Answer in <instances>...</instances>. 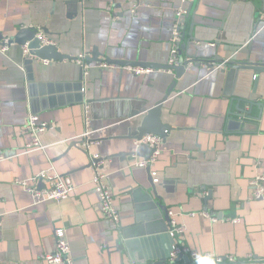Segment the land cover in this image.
I'll use <instances>...</instances> for the list:
<instances>
[{
    "label": "crops",
    "instance_id": "crops-1",
    "mask_svg": "<svg viewBox=\"0 0 264 264\" xmlns=\"http://www.w3.org/2000/svg\"><path fill=\"white\" fill-rule=\"evenodd\" d=\"M177 7L187 9L173 65L185 67L180 76L167 68ZM27 26L46 29L71 58L90 56L95 47L99 61H85L84 73L71 58L46 64L28 56V71L22 47L8 44ZM0 35V45H7L0 51V149L7 154L0 160V264H50L43 255L60 237L69 244L72 264H170L174 242L231 257L230 264H264V201L252 198L249 186L264 175V72L223 66L246 59L264 64V0H83L75 13L61 0H0ZM108 58L141 65L102 67ZM81 68L78 102L71 85ZM31 72L35 98L28 90ZM169 87L160 110L168 129L149 180L146 168L130 166L133 136L138 119ZM251 96L262 106H252L246 117L236 107L249 109L239 99ZM29 112L49 125L40 135L43 149L25 148ZM86 130L99 139L91 152L103 158L109 174L117 228L100 213L89 156L79 146ZM137 151L136 158H147ZM49 169L67 175L74 189L60 202L33 203L26 187ZM158 205L167 208L169 223ZM172 222L185 226L181 235L171 231ZM122 232L152 233L153 239L130 255ZM176 263L194 262L182 256Z\"/></svg>",
    "mask_w": 264,
    "mask_h": 264
},
{
    "label": "built area",
    "instance_id": "built-area-1",
    "mask_svg": "<svg viewBox=\"0 0 264 264\" xmlns=\"http://www.w3.org/2000/svg\"><path fill=\"white\" fill-rule=\"evenodd\" d=\"M191 2L192 0H186ZM187 9L185 7H177L174 11L173 22L170 28V58L168 61L169 65H176L178 62V43L181 41V28L185 22ZM38 32L36 37L40 41V46L54 45L55 41L47 34L43 33L40 26H36ZM23 54L28 57L31 56L30 49L28 48V42L22 46ZM7 45H0V51L6 52ZM87 57L86 52H81L77 56L72 57V61L82 66L85 70V58ZM44 63H49L50 60H41ZM102 67L108 65L107 62H101ZM188 62L186 66L188 67ZM133 73H143L150 71L149 69L142 68H130ZM86 122L88 118L86 117ZM49 128L47 123L39 121V117L32 112H29L25 117L23 132L27 136V142L25 143L26 150L30 151L33 149H43V145L40 140V135L43 131ZM79 146L88 153L90 161V170L92 174L91 182L94 186L95 192L97 193L99 200L100 213L104 219H106L112 228L120 226V213L114 204V196L112 192V186L110 183L109 174L104 170L103 158L98 156L96 153L91 152V147L99 143V139L91 137V131L86 130L82 136L78 139ZM162 144V138L156 134H144L139 139L133 140V148L131 149L132 158L134 162H131L130 166L137 168H147L153 165L157 157L160 154V147ZM141 145H148L153 148V152L147 158L141 157L136 158V151ZM7 157L5 151L0 149V160ZM45 182V186H38V182ZM264 175H256L253 179H250L249 186L251 189V197L264 201ZM27 190L30 192L33 198V203H40L44 201L60 202L67 199L74 189L71 179L67 175H62L54 169L44 171L41 175L37 176V179L33 185H28ZM203 196L208 195V191L202 192ZM202 216L208 217L211 221H217L216 215H211L207 211L201 212ZM237 220V219H235ZM2 226L0 218V227ZM171 231L175 234H182L185 230V226L175 225L171 223ZM182 256H187L194 263H212V264H230L235 263L231 257L216 256L210 253H200L194 249H191L183 244L174 242L168 253V262L174 264ZM43 259L50 264H72L71 250L68 242L65 238L60 237L56 240L55 248L52 253L43 255Z\"/></svg>",
    "mask_w": 264,
    "mask_h": 264
},
{
    "label": "water",
    "instance_id": "water-1",
    "mask_svg": "<svg viewBox=\"0 0 264 264\" xmlns=\"http://www.w3.org/2000/svg\"><path fill=\"white\" fill-rule=\"evenodd\" d=\"M52 1H60V0H52ZM64 2V4L67 7L68 12H73L75 13L78 5L80 4V1L83 0H61ZM192 5L193 3L190 4L189 6V12L192 9ZM41 30L46 34L47 30L41 27ZM38 32V29L35 26H27V27H21L19 28L16 33H14V35H12L10 37V39L8 40V44L11 43H16L20 46H22L23 44L28 42V48L30 49V54L32 57H36L39 60H53V61H60L63 59H70L71 57H69L68 55H65L63 53H61L60 51H58L57 47L55 45H45V46H40V41L39 39L36 37V34ZM1 37V35H0ZM98 51L97 49L94 47L91 55L87 56L85 58V61H91V60H96L99 61L98 56ZM106 62L108 64H120V65H141L140 63H129L126 61H113V59H105ZM180 60H183V58H180ZM26 63L25 68L29 71L30 66L33 62L31 57H28L27 59H25L24 61ZM105 62V61H104ZM29 65V66H28ZM209 65V63H208ZM144 67H158L159 65H155V64H151V63H144L143 65ZM223 66H226L230 69H249V70H253L255 75H259L261 72H264V64H260V63H253V62H249V60H242V61H226L224 63ZM161 66H159L160 68ZM167 68H172L175 69L177 71V76H180L181 74H183L185 72V67L180 64L178 66H173L167 65ZM28 80H29V84H28V90L30 91V96H34V98L36 97V87L37 84L34 82V76L32 74V72L29 74L28 76ZM83 69H80V74L77 78V81L75 83H73L71 85V88L76 91V93L74 94V100L75 101H82V94L79 93L82 92L83 90ZM255 86H256V81L254 82L253 85V90H255ZM171 88L169 87V89L166 92V95H164L163 99H161L160 101H158L157 103H155V105L153 107H151L150 109H148L145 113V115H143L142 117H140L138 119V125H137V135L133 136L134 139H139L142 135L144 134H156L162 138H165L166 136V130L168 129L167 125L162 123L160 120V110H161V103L166 100V98L168 97V94L170 92ZM34 102V100H33ZM239 102H243V103H247L249 104V109H245L244 107H240L237 104V110H239L241 113H244L246 117H250L249 114L251 112V108L252 106L256 105V106H262L261 102H256L254 99V96H251L249 99H239ZM153 152V148L149 147L148 145H141L137 151L138 155H143L146 157H149L150 153ZM108 159V158H107ZM106 159V160H107ZM146 171L148 173V177L150 180V167L146 168ZM158 207L165 211L166 215H165V219L166 222L169 223L170 222V218L168 216V211L166 207H162L161 205H158ZM152 233H145V232H138L136 234H124V232H122V245L124 246L125 250L127 252L130 253V255L133 254L135 247L142 245L144 246V244L146 242L151 241L153 238L149 237L151 236ZM146 236V237H144ZM123 251V250H122ZM134 257V255H133ZM135 258V257H134ZM188 257L184 256V259H187ZM132 263V261H131ZM136 263V262H135ZM134 264V263H132ZM145 264H160L159 262H148ZM164 264V263H162ZM177 264V263H174ZM188 264H196V263H188ZM199 264H204V263H199Z\"/></svg>",
    "mask_w": 264,
    "mask_h": 264
}]
</instances>
